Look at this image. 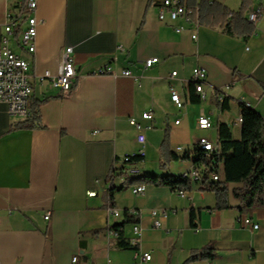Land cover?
Segmentation results:
<instances>
[{
    "label": "crops",
    "instance_id": "obj_1",
    "mask_svg": "<svg viewBox=\"0 0 264 264\" xmlns=\"http://www.w3.org/2000/svg\"><path fill=\"white\" fill-rule=\"evenodd\" d=\"M160 1L37 0L31 14L38 21L36 46L29 52L20 44L26 22L10 33L5 30L15 0H0V47L6 35L9 48L30 62L31 99L41 101L43 124L13 129L27 118L10 115L7 104L0 102V264H72L74 255L90 264H132L142 252L152 255L142 264H183L193 250L208 245L217 256L189 264H264V206L241 210L231 194L241 183L228 184L227 209H218L216 194L196 182L185 196L152 184L135 195L129 178L116 177L117 188L109 192L112 169L140 147L130 123L133 117L151 126L145 131L141 174L176 176L192 168L200 137L218 141L220 122L230 126L235 139L241 137L242 127L236 123L240 101L264 117V0H252L245 12L248 19L252 9L262 8L248 38L200 24L197 12L196 25L177 32L175 25L183 21L159 20ZM211 1L234 11L242 4ZM67 46L73 48L77 75L72 89L62 92L40 77L46 71L58 73ZM151 57L159 62L145 68ZM105 66L112 72L101 73ZM197 66L207 71L204 97L192 82ZM123 70H130L132 77L123 76ZM190 86L200 95L199 103L191 102ZM172 89L181 95L183 107L172 101ZM221 93L227 95L228 109L222 108ZM148 110L154 113L152 120L142 117ZM202 114L211 118L210 129L198 127ZM165 139L168 151L191 158L162 167ZM220 173L222 177V168ZM109 206L122 211V217L109 213ZM126 210L139 219L123 229L124 238L137 249L118 247V236L109 233ZM246 217L259 226L244 224ZM157 218L161 227L154 225Z\"/></svg>",
    "mask_w": 264,
    "mask_h": 264
},
{
    "label": "trees",
    "instance_id": "obj_2",
    "mask_svg": "<svg viewBox=\"0 0 264 264\" xmlns=\"http://www.w3.org/2000/svg\"><path fill=\"white\" fill-rule=\"evenodd\" d=\"M252 4V0H242L239 10L234 11L221 2L211 0H187L189 8L197 12L200 24L209 27H221L225 33L243 38L250 37L256 30V22L249 21L245 17L246 10ZM190 100L193 103L200 102V95L194 92V88L190 86ZM41 101L32 100L30 103L31 114L23 122L17 124L13 129L42 128L40 114ZM222 108L228 109V98L222 103ZM240 110L243 117L241 125V137L235 139L232 135L231 128L226 122H220L217 128L218 150L213 152L209 157L203 150L195 148L193 162L195 164L209 165L214 163L217 172L221 175L219 166L223 169V176L220 179H206L200 183V188L206 191H212L216 194V207L218 209L230 208L229 204V183H241V186L235 187L231 194L241 202L240 209H249L254 206H264V117L256 109L250 107L246 102L240 101ZM167 139H165L162 147L164 160L162 167H166L171 161L185 160L191 158L188 153L183 156L177 155L173 151H168L166 147ZM133 159L142 160L144 158L135 157ZM124 164L121 167L112 169V180L109 192L111 195L115 190L114 178L115 173L125 174ZM129 178L130 184L144 183L155 186H166L172 190L188 191L192 189V182L184 178L182 175L176 176L171 174L165 175H149L140 174ZM126 178V179H127ZM124 186L120 187L123 188ZM194 219V213L191 214ZM139 219L128 213H124V219L121 222L113 224L111 227L118 232V247L123 249H137V244L127 241L123 235V229L127 224L138 223ZM217 256V252L212 245H208L199 250H193L190 257L183 263L189 264L197 259H213Z\"/></svg>",
    "mask_w": 264,
    "mask_h": 264
},
{
    "label": "built area",
    "instance_id": "obj_3",
    "mask_svg": "<svg viewBox=\"0 0 264 264\" xmlns=\"http://www.w3.org/2000/svg\"><path fill=\"white\" fill-rule=\"evenodd\" d=\"M37 8V0H15V12L9 11L7 14L8 24L5 28L6 32H11L13 28L20 26L22 23L26 22L25 28H21V38L20 44L23 48H26L29 52L35 51V41L37 37V17L31 14ZM158 18L161 21H166L167 19L171 21L182 20L183 23L175 25V30L177 32L184 31L187 25H196L194 20V14L196 11L189 8L187 5V0H161L157 4ZM262 16V8L258 7L252 9L248 14V19L252 22H257ZM193 39H197V34H192ZM3 45L0 47V102H4L8 106V111L10 115L20 116L23 118H28L31 114V98L33 95V82L31 81L30 75V62L12 51L9 46L8 36H3ZM75 57L73 55V48L67 46L64 49L62 61L59 67V71L56 75L51 74L46 71L41 75V81L46 78L50 79L51 85L58 87L62 92H69L72 89L74 79L77 75ZM159 62L158 57H151L146 60L145 68L152 67L155 63ZM101 73H111L112 68L105 66L100 70ZM122 75L125 77H132L130 70H123ZM171 75L174 77L177 75V71H173ZM207 77V71L202 66H197L193 69L192 82L195 85L196 91L203 94L204 97V83ZM227 95L221 93L219 95V100L221 103L224 102ZM171 99L174 104L181 108L184 102L181 95L174 89L171 91ZM142 117L147 120H152L154 118V113L152 110L143 112ZM130 123L135 127L137 131V142L140 144L139 149L133 154H126L122 158V163L124 164L125 174L116 175L122 180H126V177H135L141 174V162L142 160L133 159L135 157L144 158L146 154L145 143H146V129L151 128V126H143L134 117L130 119ZM179 123V120L176 121ZM236 123L242 125L243 117L240 113L239 117L236 119ZM213 126L212 120L209 116L202 114L198 118V127L202 130L210 129ZM219 147L218 141L214 142L209 137L202 136L199 138L195 148L203 150L209 157L213 152L217 151ZM178 150H182V147H177ZM221 170V166L218 167ZM211 180L220 179V174L217 172L216 165L212 162L209 165L204 164H193L192 168L188 171L182 173V176L189 179L192 183L196 182L200 184L206 179V175ZM146 185L144 183L134 184L131 186L132 193L135 195L144 194ZM180 195L185 196L187 191L179 190ZM96 192H90V195H95ZM109 213L113 214L115 217H122V211L108 207ZM134 213V212H133ZM152 214L156 216L158 214L157 210H152ZM162 217L167 216L165 210L160 211ZM51 211L45 213V219H49ZM243 223L246 225H252L257 228L259 225L253 223L252 219L249 217L242 219ZM155 227H161L162 222L160 218H157L154 222ZM136 236L141 235V228L138 224L134 227ZM109 233L118 236V232L109 227ZM152 255L148 252H142L137 254L135 260L132 264H142L144 262L150 261ZM72 264H90L89 262L81 259L79 255H74L71 259Z\"/></svg>",
    "mask_w": 264,
    "mask_h": 264
},
{
    "label": "rangeland",
    "instance_id": "obj_4",
    "mask_svg": "<svg viewBox=\"0 0 264 264\" xmlns=\"http://www.w3.org/2000/svg\"><path fill=\"white\" fill-rule=\"evenodd\" d=\"M143 173H145V172L143 171ZM152 175H155V174H152Z\"/></svg>",
    "mask_w": 264,
    "mask_h": 264
}]
</instances>
